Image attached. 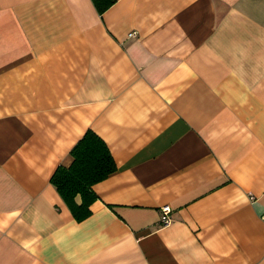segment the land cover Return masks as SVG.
I'll list each match as a JSON object with an SVG mask.
<instances>
[{"label":"crops","instance_id":"1","mask_svg":"<svg viewBox=\"0 0 264 264\" xmlns=\"http://www.w3.org/2000/svg\"><path fill=\"white\" fill-rule=\"evenodd\" d=\"M89 129L116 170L76 222ZM0 264H264V0H0Z\"/></svg>","mask_w":264,"mask_h":264},{"label":"trees","instance_id":"2","mask_svg":"<svg viewBox=\"0 0 264 264\" xmlns=\"http://www.w3.org/2000/svg\"><path fill=\"white\" fill-rule=\"evenodd\" d=\"M98 13H103L115 0H92ZM69 166L59 165L50 183L69 209L73 219L80 222L90 214V205L97 199L93 184L115 172V161L106 143L92 130H87L70 150ZM77 197L79 200L77 201Z\"/></svg>","mask_w":264,"mask_h":264},{"label":"built area","instance_id":"3","mask_svg":"<svg viewBox=\"0 0 264 264\" xmlns=\"http://www.w3.org/2000/svg\"><path fill=\"white\" fill-rule=\"evenodd\" d=\"M129 35H134V32L130 33ZM160 220H161L162 225H166V224H168L171 221L169 206L161 207Z\"/></svg>","mask_w":264,"mask_h":264}]
</instances>
